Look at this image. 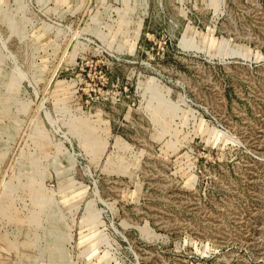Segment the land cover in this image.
<instances>
[{"label":"rangeland","instance_id":"rangeland-1","mask_svg":"<svg viewBox=\"0 0 264 264\" xmlns=\"http://www.w3.org/2000/svg\"><path fill=\"white\" fill-rule=\"evenodd\" d=\"M0 264H264V0H0Z\"/></svg>","mask_w":264,"mask_h":264}]
</instances>
